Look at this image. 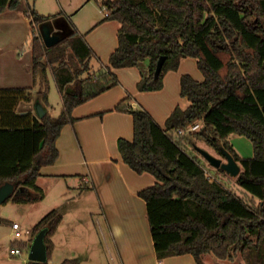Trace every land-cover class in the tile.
Returning <instances> with one entry per match:
<instances>
[{"label": "trees", "instance_id": "16d2710c", "mask_svg": "<svg viewBox=\"0 0 264 264\" xmlns=\"http://www.w3.org/2000/svg\"><path fill=\"white\" fill-rule=\"evenodd\" d=\"M20 2L0 0V13ZM102 5L108 11L104 18L120 23L108 67L139 68L138 90L161 89L163 74L176 69L184 57H194L203 74L201 81L181 75L180 95L189 104L176 105L164 127L143 107L133 109L122 102L114 107L132 117V139L117 140L121 159L137 173L149 172L156 179L137 192L145 201L156 256L188 253L201 264L206 253L230 261L240 253L247 262V249L264 241V0H103ZM25 14L31 22L32 68L41 78L43 106L48 70L62 106L56 117L17 113L21 102L33 100L29 88H0V186L13 184L3 203L42 198L36 184L40 166L57 159L56 139L64 125L74 122L73 109L118 82L109 68L98 75L90 69L92 50L82 36L73 32L46 47L39 25L49 16L29 7ZM67 52L78 67L69 64ZM160 56L165 60L155 80ZM195 123L197 130L178 132ZM233 133L250 139L251 157H242L229 142ZM196 141L221 155L223 150L231 154L241 167L235 181L255 204L207 177L202 160L184 146L196 147ZM61 220V212L53 208L32 227L31 242L47 228L46 261L41 264H47L51 237ZM59 264L80 262L68 258Z\"/></svg>", "mask_w": 264, "mask_h": 264}, {"label": "rangeland", "instance_id": "374dc122", "mask_svg": "<svg viewBox=\"0 0 264 264\" xmlns=\"http://www.w3.org/2000/svg\"><path fill=\"white\" fill-rule=\"evenodd\" d=\"M85 1L86 0H21L19 6L14 9H9L18 13V18L20 21L10 24L11 29L9 27L8 30H2L1 27L3 26V24L2 22H0V33H2L3 36L5 35V41L10 44L14 43V35L18 34V40L22 39L23 41L21 44V49L28 50L30 49L29 42L31 37V24L29 21L30 19H28L29 16L25 14L28 7L35 10L38 14L45 16L55 15L58 12L70 15L71 21L75 24L77 30L83 33L82 37H84L88 45L93 48L92 56L89 60L90 69L92 71L94 70L96 75H98L107 72L109 68L110 72L115 74L118 80L115 85L100 93L104 94H99L100 97H98V101L96 102H111L118 98L114 107L118 103L122 102L133 109L140 107H143L144 109L146 108L149 112L151 111V116L154 117L155 121H157L161 127H164L165 120L168 117L167 115L170 114L171 110L174 108V103H178L182 108L186 107V105L188 104L187 99L180 95L179 81L181 75L189 74L193 78L195 77L196 80L203 79V74L197 66L196 59L194 57H184L182 58L183 60L181 59L182 62L179 63L176 69L171 70L172 72L170 73L165 72L162 77V81L164 82V89L150 91L138 90L137 82L140 78L139 68L134 66L123 67L116 68L113 71V68L108 67L110 52L117 43V20L108 19L103 21L106 24H103L98 28H93L94 23L102 20V18L104 19L105 17L102 5L103 0H91L87 3H84ZM23 22L24 26L22 25ZM27 29L29 30V33ZM37 32L38 29L36 30V33ZM21 34H23L24 37L23 35L20 36ZM67 55L69 64L74 68L78 67V63L76 62L74 57H72L69 52H67ZM40 79V75L37 74L35 76V81L37 83L35 84L36 87L32 88V102H21L16 108L17 113L23 114L30 111L35 114L36 105L38 103L44 105L39 92L41 87ZM47 79V106H44V108L46 113H48L52 117H56L61 111L62 102L52 73L49 70L47 71ZM39 84L40 86H38ZM123 86L126 87V89L123 88ZM114 107L112 108L114 111L121 113L108 115L102 118V126L99 122V117L103 115L102 113H99L101 115L96 117V119L90 121L91 128H102L105 139L107 141L95 146L94 150L96 151L97 157L108 155L113 157V159H116L117 157L120 158L117 150L118 136L125 135L123 137H126L128 139L132 138L131 114L127 111L115 110ZM159 120H161V122H159ZM228 140L242 157L252 156L253 149L252 143L249 138L233 133L229 135ZM195 144L196 146L207 150L215 157L221 158L223 161L225 160L223 155L219 154L217 151L207 146L203 142L196 141ZM105 146L107 147V149H102V147ZM184 146L186 147L188 153L198 156L202 160V164L205 168V173L210 180L219 182L231 192L243 197L245 201H252L251 203L254 204L256 203V200H251L248 195L242 194V189L237 185L235 177L228 175L226 172H221L218 168L211 166L206 160L203 159L202 155L193 145L189 144L186 146L184 143ZM84 148L87 147L84 146ZM64 161H68V159ZM106 165L107 164L101 163V166L103 167ZM58 171H62V168H58ZM75 173L76 172L71 175H60L56 177H40L37 182L42 188L43 196L34 203L21 204L9 200L6 203L0 204V217L4 218V220L0 222V264H21V261L19 260L23 258H25L26 261L29 260V246H27L26 248L21 246V253L19 255L13 257L9 256V248L14 246V243H12V235L8 233L9 229L7 228V220L18 222L22 230L25 228L31 229L40 217H42L49 210L56 208L62 214L63 226L72 228H77L78 226L84 227L90 233V237L94 235L92 231V227L94 224L93 221L96 222V220H100L101 217L99 214L95 215L93 212V217L91 218L89 211L91 209H96L97 211L99 205L94 199V192L89 191L90 189L87 188L89 184L85 186V184L83 183V173ZM147 182L148 181L144 183ZM101 229V252L105 257L106 263L108 264L111 263V260L115 261V252L110 244L106 231L103 227ZM25 238L26 236L22 237V240ZM83 246L84 242L80 241L73 242L72 246L70 247L71 249L75 250L74 252L76 254H78L76 252L78 247ZM246 254H249L247 262H243L244 259L240 253L237 254L232 261L228 259H218L211 253H209L208 256L212 258V260L217 264H264V241H262L261 245L258 247L252 245L247 249Z\"/></svg>", "mask_w": 264, "mask_h": 264}, {"label": "crops", "instance_id": "0c3cea01", "mask_svg": "<svg viewBox=\"0 0 264 264\" xmlns=\"http://www.w3.org/2000/svg\"><path fill=\"white\" fill-rule=\"evenodd\" d=\"M89 1L91 0H86L84 3ZM18 17V13L13 10H3L0 13V22L3 24L1 27L2 30H8L10 24L20 21ZM54 20L58 22L59 27L53 26L52 32L59 35L60 39L66 38L73 32L80 36L83 35V33L77 30L75 24L71 21L70 15L58 12L55 15L49 16L45 22H52ZM105 20L108 19L102 18V20L97 21L94 23L93 28H98L103 24H106L103 22ZM22 25L24 26V22ZM116 26L118 31L120 23L118 22ZM27 31L29 33L28 29ZM22 35L23 34L20 36ZM18 36V34H15L13 40L14 43L10 44L5 41V35L3 36L2 33H0V88L26 87L29 88L30 92L33 94L32 88H35V84L37 83L32 68L33 59L31 47L28 50L21 49L23 41L22 39L18 40ZM88 46L91 48L90 45ZM116 46L117 43L111 52ZM92 49L93 48H91V50ZM182 60L179 63H181ZM115 69L116 68H113L112 70L114 71ZM167 72L170 73L172 71L169 70ZM40 84L38 86H40ZM41 88L42 87H40V90ZM123 88L126 89L124 86ZM162 89H164L163 81L161 89L158 90ZM100 95L73 109L72 114L75 111L73 114V117L75 118L74 122L64 125L56 139V147L59 151V155L53 164L40 166L36 184L41 188L37 182L40 177L71 175L74 174V172L83 173V183L85 186L89 184L87 188L90 189L89 191L94 192V199L99 205L97 211L96 209H91L89 211L91 215L90 217H93L92 214L94 212L95 215L99 214L101 219H97L96 222L93 221L95 224H93L92 227L94 235L90 237V233L84 227L78 226L77 228H72L63 226L62 217L61 222L51 237L52 250L47 260V264H59L62 260L68 258H75L80 264H107L105 257L101 252L102 227L106 231L110 244L115 252V261L111 260V263L108 264H198L194 257L188 253L168 256L162 259H159L155 254L146 215L145 201L139 198L136 194L138 190L152 185L156 181L155 177L149 172L137 173L123 162L121 156L116 159H113V157L108 155L102 157L96 156V151L94 150L95 146L107 141L102 128H91L90 121L96 119V117L101 115L99 113H102L103 115L99 117V122L102 126V118L108 115L121 113L112 109L118 98L111 102H96ZM176 105L179 106L178 103H174V107ZM146 110L148 111V109ZM159 122H161V120H159ZM123 136L125 135L118 136V139L126 138ZM84 146L87 148H84ZM102 149H107V147H102ZM66 159H68V161H64ZM101 163L107 165L103 167L101 166ZM58 168H62V171H58ZM146 181L148 182L144 183ZM7 221V228L9 229L8 233L11 234V223L13 221ZM80 241L84 242V246L78 247L76 251L78 254H76L74 252L75 250L71 249L70 246H72L73 242ZM30 245V238H27V242L22 244L24 248L27 246L30 247ZM208 254L209 253H206L201 256V264H217L208 256ZM9 256L13 257L17 255H11L9 253ZM19 261H21V264H29V260L26 261L25 258Z\"/></svg>", "mask_w": 264, "mask_h": 264}, {"label": "water", "instance_id": "95a60500", "mask_svg": "<svg viewBox=\"0 0 264 264\" xmlns=\"http://www.w3.org/2000/svg\"><path fill=\"white\" fill-rule=\"evenodd\" d=\"M53 26L59 27V24L56 20L52 22H43L39 25L41 39L46 47H50L61 40L59 35L52 32ZM164 60L165 56H160L156 62L153 76L155 80L159 76ZM35 112L38 118H42L46 113L44 106L39 103L36 105ZM196 149L211 166L222 169L232 177H236L241 170L240 164L236 160H234L229 152L225 150L222 151V155L225 158V160L223 161L221 158L215 157L201 147L196 146ZM12 191L13 184L9 182H5L0 186V204L8 198ZM46 230V227L39 230L31 242L28 256L30 264H41L42 262L46 261V246L44 243V235L46 233Z\"/></svg>", "mask_w": 264, "mask_h": 264}, {"label": "built area", "instance_id": "2783aa9c", "mask_svg": "<svg viewBox=\"0 0 264 264\" xmlns=\"http://www.w3.org/2000/svg\"><path fill=\"white\" fill-rule=\"evenodd\" d=\"M103 10H104V15H107L108 11L105 6H103ZM198 128H199V123H195V124L188 126L184 131L178 130V132L188 133L191 131H195ZM11 230H12V233H11L12 242L14 243V246H12L9 249V253L11 255H19L21 253L20 249H21L22 244L27 242V238L29 239L31 237L32 229L25 228L22 230L20 227V224L16 221H13L11 223ZM25 236H26L25 238L26 240L25 239L22 240V237H25Z\"/></svg>", "mask_w": 264, "mask_h": 264}]
</instances>
